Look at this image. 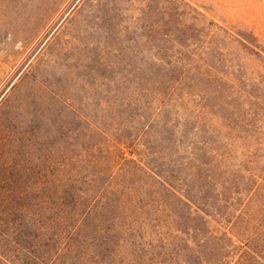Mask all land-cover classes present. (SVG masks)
Returning <instances> with one entry per match:
<instances>
[{
  "label": "rangeland",
  "instance_id": "obj_1",
  "mask_svg": "<svg viewBox=\"0 0 264 264\" xmlns=\"http://www.w3.org/2000/svg\"><path fill=\"white\" fill-rule=\"evenodd\" d=\"M190 150L220 193L233 185L227 204L249 200L251 168L264 173V0H0L1 252L30 235L49 243L40 264H60L59 247L62 264H195L187 238L227 217L199 204L208 225L159 188ZM222 243L205 253L234 264Z\"/></svg>",
  "mask_w": 264,
  "mask_h": 264
},
{
  "label": "trees",
  "instance_id": "obj_2",
  "mask_svg": "<svg viewBox=\"0 0 264 264\" xmlns=\"http://www.w3.org/2000/svg\"><path fill=\"white\" fill-rule=\"evenodd\" d=\"M204 151H200L198 153L195 150H190L189 154L186 158L182 159L180 163V167H183V172L178 174L174 171L171 175H167V179L158 180L162 191H165V194L168 197L173 198L178 202V205L181 206V209L188 212L190 217L196 218L199 213H203L202 216H207L205 218L206 223L211 225L212 223L219 222L215 217L208 212V209L201 207L199 204H209L211 210L215 211H225L227 224L224 226V231L218 230H209L202 239L198 237L190 235L186 242L185 247L195 254L200 255L198 259L195 260V264H212L211 257L205 253L204 247L206 244H209L213 240H217L218 243H222L224 246V250H227V253H231L230 257H237L235 259L234 264H264V225H262L264 221V173L259 174L258 171L251 168L250 170V178L247 179L244 184V188L246 191L249 190L251 183H254L250 187V195L249 200H241L239 197H233L235 203L227 204L229 197L226 196L227 193H232L233 185H224L222 186L223 193L219 192L218 189L220 185H216L217 181L216 172L212 169L213 164L209 165L206 161H204L202 155H204ZM241 168L244 165H240ZM144 174L145 171L143 169L138 168ZM149 174V172H148ZM255 178V179H253ZM238 188V187H236ZM214 191L212 194L211 192ZM215 195V193H217ZM225 195L224 200L219 205L213 203V200L217 197L222 200L221 195ZM235 200H241L240 202H236ZM234 205L238 207H242L243 210L252 208L253 216L260 218L258 220L249 218L246 214L241 211L236 215L234 208L230 209ZM205 206V205H203ZM190 212V213H189ZM8 224V218L3 213L0 216V226H4ZM20 225L29 226L28 223L21 222L17 226ZM261 225L263 226V232H261ZM14 234V232H13ZM7 236L2 231H0V238ZM31 236L28 235L26 237L32 241ZM15 240L17 242L16 245L11 247V254L7 253L5 250L3 252L0 251V264H40L37 261V251L40 249H49V243L41 239L39 242L33 246L29 240ZM34 241V240H33ZM32 241V242H33ZM36 241V240H35ZM41 243V244H40ZM36 246H41L36 247ZM64 247H59L57 251L58 260L60 264L65 261L66 256L68 255V251H64ZM215 249L212 248L213 252ZM228 254L224 257L227 258ZM234 254V256L232 255ZM22 258L21 261H16ZM190 262L192 259H188ZM228 259H221L220 264H230L227 261ZM23 262V263H21ZM65 264V263H64ZM116 264V263H110Z\"/></svg>",
  "mask_w": 264,
  "mask_h": 264
}]
</instances>
